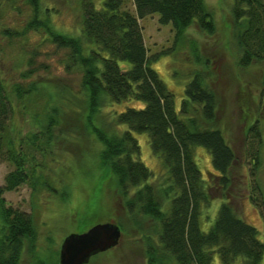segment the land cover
Segmentation results:
<instances>
[{"label":"trees","instance_id":"trees-1","mask_svg":"<svg viewBox=\"0 0 264 264\" xmlns=\"http://www.w3.org/2000/svg\"><path fill=\"white\" fill-rule=\"evenodd\" d=\"M95 1L80 0L78 39L57 37L54 42L70 50L67 70L80 74V95L87 99L90 111H96L104 98L112 107L114 122L125 127L121 136L111 139L97 133L105 146L100 159L115 177L129 213L146 215L158 224L157 249L149 247L148 264H213L215 254L221 264H261L264 244L258 231L236 215L224 196L232 187L237 159L223 133L212 126L217 112L215 94L204 76L195 72L185 84L177 110V97L152 68L153 61L183 42L189 27L214 34L213 17L204 0H131L133 13L124 9V0H104L99 8ZM152 15H158L160 25L171 26L174 40L172 50L149 57L138 22ZM230 16L238 67L259 66L264 87V0H231ZM39 90L34 85L24 91L12 89L18 103L25 95H39ZM70 94L66 99L56 93L53 100L48 94L44 110L37 109L30 116L34 124L40 123L39 133L21 142L8 135L15 111L0 82V156L5 154L14 168L0 188V264H19L25 244L36 238L31 217L5 207L2 195L32 181L33 172L30 178L26 169L36 167L31 151L49 155L53 139L64 137L63 132L54 135L52 131L59 126L57 118L63 111L75 112ZM134 134L147 135L151 152L165 171L161 184H152V173L139 159ZM197 147L210 155L214 170L210 181L203 179L195 162ZM258 162V156L253 157L252 168ZM213 190L222 194V201L210 219L204 211L212 206L209 194Z\"/></svg>","mask_w":264,"mask_h":264},{"label":"rangeland","instance_id":"rangeland-1","mask_svg":"<svg viewBox=\"0 0 264 264\" xmlns=\"http://www.w3.org/2000/svg\"><path fill=\"white\" fill-rule=\"evenodd\" d=\"M102 1L96 0L95 5L99 8ZM124 2V9L133 13L131 0ZM204 2L213 17L214 34L207 35L194 25L189 27L183 42L153 61L152 68L177 97V110L191 75L196 72L204 76L217 99L212 126L223 133L237 159L231 174L232 187L224 196L236 215L258 231L264 244V87L260 84V67H238L231 0ZM138 23L149 57L173 49L174 32L171 26L159 24L158 15ZM81 29L80 0H0V82L15 111L8 135L26 142L32 133H39L40 123L34 124L30 116L37 109L44 110L48 94L51 100L56 93H63L66 99L69 92L75 95H69L75 112L63 111L57 118L59 126L52 131L54 135L63 132L64 137L53 139L49 155L31 151L36 167L26 169L30 178L33 172L32 181L2 195L4 206L29 215L36 230V238L25 244L19 264H59L60 246L66 237L106 223L119 227L118 245L94 256L88 264H148L149 247L157 249L158 224L146 215L129 213L115 177L100 159L105 146L97 133L111 139L121 136L125 127L114 122L112 107L105 104L104 98L96 111H90L87 99L80 95V74L67 70L70 50L54 42L57 37L65 41L78 39ZM33 85L40 89L39 95H25L22 106L15 99L13 87L24 91ZM134 137L140 146L139 159L152 173V184H161L165 171L153 156L147 135ZM255 156L259 162L252 168ZM194 157L203 179L210 181L209 175L214 174L210 155L197 147ZM13 169L6 155L0 156V188ZM217 192L210 191L212 206L205 209L204 217L212 219L216 205L222 201V194ZM135 195L136 191L130 198ZM202 229L205 231L206 226ZM213 264H221L217 254Z\"/></svg>","mask_w":264,"mask_h":264},{"label":"water","instance_id":"water-1","mask_svg":"<svg viewBox=\"0 0 264 264\" xmlns=\"http://www.w3.org/2000/svg\"><path fill=\"white\" fill-rule=\"evenodd\" d=\"M118 226L106 223L91 227L84 233L66 237L59 251V264H88L90 259L118 245Z\"/></svg>","mask_w":264,"mask_h":264}]
</instances>
